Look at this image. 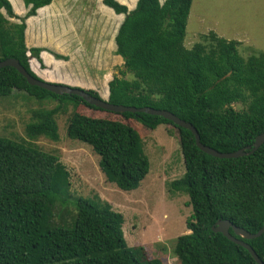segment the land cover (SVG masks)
I'll return each instance as SVG.
<instances>
[{
	"label": "trees",
	"instance_id": "1",
	"mask_svg": "<svg viewBox=\"0 0 264 264\" xmlns=\"http://www.w3.org/2000/svg\"><path fill=\"white\" fill-rule=\"evenodd\" d=\"M22 1L27 11L19 17L13 11L21 10L15 0H0V61L17 59L38 78L29 56L42 64L43 48L26 46V20L53 0ZM191 3L137 0L128 10L117 0H103L115 14L124 15L114 38L115 54L124 69L108 82V101L170 111L197 129L202 144L233 152L252 145L264 133V51L242 56L239 41L213 31L200 34L198 42L185 47ZM2 10L20 23L10 22ZM13 90L27 93L40 104L55 103L32 110L25 125L30 140L57 141L56 116L66 113L69 106L75 108L67 121L68 138L89 145L99 156L106 180L124 191L137 189L149 172L142 130L159 125L176 128L185 172L169 183V190L189 197L192 214L186 220L189 232L175 239L174 256L180 264H258L246 248L212 231L211 226L227 219L255 233L264 225V142L248 155L215 157L197 147L189 129L160 115L104 110L78 95L30 85L14 67H1L0 99L8 98ZM84 90L100 97L95 90ZM79 105L120 115L135 124L82 114L76 110ZM65 174L56 155L25 140L0 136V264H164L158 258L146 259L142 247L127 245L124 216L108 206L78 199L70 225L50 224L51 206L66 202ZM244 241L264 263V233Z\"/></svg>",
	"mask_w": 264,
	"mask_h": 264
},
{
	"label": "rangeland",
	"instance_id": "2",
	"mask_svg": "<svg viewBox=\"0 0 264 264\" xmlns=\"http://www.w3.org/2000/svg\"><path fill=\"white\" fill-rule=\"evenodd\" d=\"M117 1L132 10L137 0ZM15 3L21 10L15 11L12 6L14 13L23 16L27 11L23 1L15 0ZM2 12L10 22L20 23L19 18H9L5 11ZM123 18V14L118 16L106 7L103 0H53L26 20L25 43L31 46V39L41 42L51 37L57 39L56 34L67 29L62 51L71 55L75 64L82 65L83 75L92 77L100 67H105L102 73L109 72L107 78L112 79L124 69L122 59L115 54L114 42ZM210 31L227 40L239 41L242 56L253 50L264 51V0H192L184 46L191 48L199 41L200 34ZM77 45L79 47L75 48ZM27 54L30 55L29 52ZM29 57L33 71V60ZM106 96L104 94V99H108ZM54 105V102L40 104L27 93L16 90L8 98L0 99V136L25 140L56 155L64 166L63 197L66 202L51 206L48 222L55 226L70 225L76 213L74 202L78 199L99 207L108 206L124 216L122 230L128 246L142 247L146 259L158 258L164 264H180L172 249L175 239L189 232L186 220L192 214V208L188 205L187 195L169 190V183L180 179L185 172L177 129L171 125H159L155 130H142V150L149 160V172L137 189L124 191L106 180L99 168V156L89 145L68 138L67 121L75 110L72 106L66 113L56 116L57 141L44 137L36 140L27 138L25 125L31 120L32 110ZM233 107L239 109L240 105L234 104ZM76 110L93 117H111L135 124L120 115L83 105Z\"/></svg>",
	"mask_w": 264,
	"mask_h": 264
},
{
	"label": "water",
	"instance_id": "3",
	"mask_svg": "<svg viewBox=\"0 0 264 264\" xmlns=\"http://www.w3.org/2000/svg\"><path fill=\"white\" fill-rule=\"evenodd\" d=\"M4 66H12L14 67L23 77L26 78L27 82L30 85L39 86L43 89H46L48 91H51L56 94H69V95H78L80 96L84 101L88 102L89 104L95 105L96 107L102 108L104 110L112 111V112H145L152 115H160L172 122H174L176 125L181 126L183 128L189 129L195 138V143L197 147L202 150L203 152L210 154L215 157L219 158H236L244 155H248L253 153L263 142H264V133L258 135L253 144L249 145L245 148L238 149L233 152H220L218 150H215L209 146H206L201 143L200 136L197 131V129L190 123L185 120L180 119L175 114L171 113L167 110H161V109H155L151 107H134V106H124L120 104H113L108 101V99H103L101 97L97 98L92 95H89L87 92H85L84 89L69 86L65 84L60 83H54L45 81L41 78H36L29 74L27 70L20 64V62L17 59L14 58H8L5 60L0 61V68ZM212 231L214 232H220L225 237H227L229 240L233 241L236 244H239L246 248L251 256L254 258V260L258 264H264L263 261L258 257V255L255 253L253 248L244 241V239H252L255 237L260 236L264 233V225L260 230H258L255 233H250L244 228H241L237 225H235L230 220H217L215 224L211 226ZM230 229H232L233 234L230 233Z\"/></svg>",
	"mask_w": 264,
	"mask_h": 264
},
{
	"label": "crops",
	"instance_id": "4",
	"mask_svg": "<svg viewBox=\"0 0 264 264\" xmlns=\"http://www.w3.org/2000/svg\"><path fill=\"white\" fill-rule=\"evenodd\" d=\"M23 11H26L25 8H23ZM26 30L27 28L25 29V31ZM67 33L68 30L63 29L62 33L56 34L57 39L51 37L50 39H47L44 42H41L37 38H36L37 40H32V39L30 40L31 46H27L28 48L31 47L43 48V50L40 52V58L42 60L43 65H40L41 63L36 58L32 57L33 62H31V65L33 72L39 78L45 81L62 83L74 87L76 86L82 89H92L95 90L101 98L103 99L105 98L104 94L107 95L106 97L108 98L109 96L108 82L111 80V77L107 78L108 77L107 73L109 72L102 73L105 67H100L98 72L95 73L92 77L84 76L82 71V65L75 64L72 61L73 57H71V55H69L67 52L62 51L64 49V44L66 41L64 35H66ZM62 35H63V40H61ZM58 37L60 39H58ZM77 47L79 46L77 45L75 48ZM53 53L61 54L65 56V59H58L54 56Z\"/></svg>",
	"mask_w": 264,
	"mask_h": 264
}]
</instances>
